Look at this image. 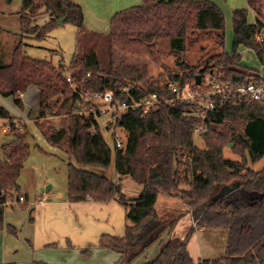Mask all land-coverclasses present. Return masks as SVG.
I'll return each mask as SVG.
<instances>
[{
    "label": "trees",
    "instance_id": "obj_1",
    "mask_svg": "<svg viewBox=\"0 0 264 264\" xmlns=\"http://www.w3.org/2000/svg\"><path fill=\"white\" fill-rule=\"evenodd\" d=\"M247 3L256 20L249 22L245 8L233 11V52L211 54L198 66L188 62L186 53L201 37H213L220 47L225 45V15L211 0H143L117 12L108 33L88 30L84 10L74 0H22L21 32L12 34L0 28V36L14 41L11 49L0 45V94L16 95L18 90L25 92L34 86L40 95L38 118H61L55 126L37 123L48 142L69 156L70 202L116 200L123 205L125 235L103 234L98 242L99 248L120 253V264H133L158 242L157 256L142 264H264V166L260 170L253 167L264 158L262 102L217 100L202 135L204 147L194 143L193 130L200 118L187 103H159L146 114L142 108L122 113L111 126L127 130L125 149L108 144L97 120L99 113L84 115L77 110L81 104L77 89L101 93L111 90L120 103L152 94L171 96L168 86L152 81L147 65L128 63L129 54H147L159 64L163 57L176 56L180 71L161 64L170 81L181 87L199 89L206 77L235 85L259 78L254 68L242 64L238 49L244 46L253 50L264 64V42L255 39L257 25H264V4L263 0ZM43 13L48 14V21L35 24ZM63 17L78 30L70 67L28 56L25 40L46 39ZM196 75H201L199 85ZM15 101L22 105L20 97ZM84 106L87 110L98 107L91 103ZM0 117L16 120L4 107H0ZM10 132L15 140L0 150V228L8 197L18 198V180L30 154V146L14 122ZM227 146L241 159L226 158ZM113 163L119 177L130 176L142 186L138 197H127L119 182L108 176L106 171ZM234 183L239 184L234 191L215 200L223 187ZM160 194L178 197L190 208L196 224L184 238L173 233L177 219L161 221L156 209ZM199 228L228 230L224 256L192 257L188 243ZM165 234L168 237L163 239ZM83 254L90 255V249Z\"/></svg>",
    "mask_w": 264,
    "mask_h": 264
},
{
    "label": "rangeland",
    "instance_id": "obj_2",
    "mask_svg": "<svg viewBox=\"0 0 264 264\" xmlns=\"http://www.w3.org/2000/svg\"><path fill=\"white\" fill-rule=\"evenodd\" d=\"M79 3L85 12V27L88 30L94 28V32L108 33L111 27L112 17L119 11L125 9V0H74ZM223 11L225 15V45L220 47L213 37L203 36L195 44L191 45L186 53V59L190 64L198 66L211 54L226 50L233 52V0H211ZM142 0L139 1L141 3ZM136 4V3H135ZM264 4V0H263ZM138 5V4H136ZM135 5V6H136ZM248 19L253 20L248 7ZM22 0H0V28L7 33L18 34L21 32ZM99 15V18H98ZM49 19L48 14L39 15L34 23L44 25ZM264 22V6L263 15ZM77 28L70 22L54 27L50 35L44 40L26 39L25 52L28 56L38 59H46L54 65H63L65 69L70 67L74 54L77 50ZM0 45L11 49L14 41L6 35L0 36ZM242 57V64L256 68L264 72V64L258 59L253 50L244 46L239 47ZM122 53H119V57ZM120 59V58H119ZM176 56L163 57L162 62L169 69L180 71L176 62ZM128 63L139 66L147 65L151 71L152 81L164 84L170 80L169 73L161 63H156L149 55L129 54L126 56ZM119 62V60H117ZM209 78H205V84ZM39 91L31 86L23 95L22 105L16 103V95L2 96L0 94V106L4 107L17 121H22L24 128L19 131L26 143L30 146V154L25 167L19 178V195L25 197V202L20 203L17 196L8 197V204L5 206L4 218L21 224L27 219L33 222L41 230L42 234L48 236V241L54 242L58 247H66L68 242L72 247L81 251L88 245L98 247V242L103 234L124 236L127 219L126 211L121 203L113 200L109 203H98L92 201L69 202L68 200V154L60 147L51 145L46 139L39 123L48 126L59 125L60 117L47 120H40L39 116ZM109 119V112L104 116H98L104 138L113 147V126L107 128L105 123ZM7 119L0 117V150L3 145L15 140L13 133H4L1 126ZM196 145L204 147V141L199 138ZM226 158L240 160L238 154L232 152L230 146L224 149ZM2 159L5 156L2 154ZM264 166V158L253 165L254 169L260 170ZM114 163L106 171L111 179L117 180L122 191L127 197L135 198L141 193L142 186L135 182L130 176H124L122 180L116 177ZM117 178V179H116ZM51 186L50 195L42 193L41 188ZM12 203V205H11ZM179 209L171 208L165 213L167 220L177 219L173 233L187 235L196 222L191 221L190 212H180ZM193 223V224H192ZM228 230L214 228L197 232L190 240V249L193 258L218 259L226 252L227 239L222 232ZM228 235V233H227ZM82 251V253H83ZM201 254L199 255V253ZM84 256V254H83Z\"/></svg>",
    "mask_w": 264,
    "mask_h": 264
},
{
    "label": "built area",
    "instance_id": "obj_3",
    "mask_svg": "<svg viewBox=\"0 0 264 264\" xmlns=\"http://www.w3.org/2000/svg\"><path fill=\"white\" fill-rule=\"evenodd\" d=\"M255 39L258 42H264V25H257V33ZM68 81L73 85V79L68 76ZM249 79V78H248ZM161 86H168L171 96H159L152 94L140 100H132L130 103H120L114 100V93L111 90L101 92H87L77 89L80 96V106L77 108L80 114L88 115L91 112L99 113V116H104L109 112V119L105 123L107 128L111 127L116 119L120 118L122 113L128 109L142 108L143 114H146L151 109L155 108L159 103L173 104L176 102L187 103L194 113L200 118L199 124L193 130L194 143L199 138H202L206 131V122L208 115L216 107V101L220 99H232L237 102H247L251 100L260 101L264 104V77L250 78L247 82L235 85L230 82H222L217 77L209 79V82L199 89H193L190 85L181 87L177 83H172L169 79ZM23 95L22 91H17L16 96ZM97 104L98 107L85 109L84 104ZM13 122L18 127L19 131L23 130L24 125L22 121H8L1 126L2 131L7 133L10 131ZM113 146L117 149H125L128 142V132L122 127H113L112 132ZM18 202L24 203L25 197L19 195ZM9 202L4 205L7 206Z\"/></svg>",
    "mask_w": 264,
    "mask_h": 264
},
{
    "label": "crops",
    "instance_id": "obj_4",
    "mask_svg": "<svg viewBox=\"0 0 264 264\" xmlns=\"http://www.w3.org/2000/svg\"><path fill=\"white\" fill-rule=\"evenodd\" d=\"M139 1L140 0H125V9L135 6L136 4L139 5L143 2V0L141 3H139ZM232 2H233L232 5L233 9H239L243 7L249 8L247 0H233ZM249 10L251 15L254 17V19L252 21L249 19L248 20L250 23H254L256 20V14L252 9L249 8ZM90 29L91 31H94V28L93 29L90 28ZM254 69L259 75L264 77V72L262 70L256 68ZM23 169L21 170V173ZM115 174L116 177L119 178V180H122L123 177H119L117 173ZM47 187H49V190H46ZM41 191L42 193H46V196H49L51 191V186L47 185L45 187H42ZM81 202H86V201H81ZM174 207L176 209H179L178 211L180 212L183 211L190 212V208L188 207V205L185 202H183L180 198L165 194H160L158 196L156 209L161 221H169L167 219H171L168 217L165 218V213ZM4 212H5V208H4ZM190 216H191V221L193 222L194 219L192 217L191 212H190ZM32 220L33 218H31L30 221H27L26 219L21 224H18L15 221L12 222L10 219L4 218L3 215V225L2 228H0V264H7V263L33 264L35 262L46 263V264H120V258H121L120 253L102 249L96 247L95 245H88L86 247V249H90V255L88 256H86L85 254L83 256L82 253L83 250L81 251L78 248L74 249L72 247L71 242L70 243L68 242V245H66V247L65 246L58 247L57 245L53 246L54 242L51 241L49 242L48 236L43 235L41 230H39V228ZM201 230L204 231L210 229H206V228L196 229L195 233L191 236V238ZM227 233L223 231L222 235L228 240ZM175 235L181 238L185 237V235L179 233H175ZM167 237L168 234H165L163 239H166ZM190 240L188 243V248L192 255L190 249ZM159 251H160V243L158 242L155 243L148 250L146 254H144L141 258L136 260L133 264H142L146 260H151L157 256ZM200 254L201 252L199 253V255ZM198 259L201 258L199 257Z\"/></svg>",
    "mask_w": 264,
    "mask_h": 264
},
{
    "label": "water",
    "instance_id": "obj_5",
    "mask_svg": "<svg viewBox=\"0 0 264 264\" xmlns=\"http://www.w3.org/2000/svg\"><path fill=\"white\" fill-rule=\"evenodd\" d=\"M66 22V18L63 17L58 20V25H63ZM201 83V75H196V84ZM239 186L238 183H234L232 186H225L221 189V191L218 193V195L215 197V200H219L223 198L225 195L229 194L230 192L234 191ZM46 190H49V187L46 188Z\"/></svg>",
    "mask_w": 264,
    "mask_h": 264
}]
</instances>
